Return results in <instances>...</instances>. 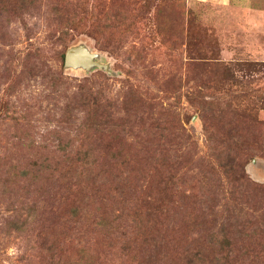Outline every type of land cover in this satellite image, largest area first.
<instances>
[{"label": "rangeland", "instance_id": "374dc122", "mask_svg": "<svg viewBox=\"0 0 264 264\" xmlns=\"http://www.w3.org/2000/svg\"><path fill=\"white\" fill-rule=\"evenodd\" d=\"M0 264H264V0H0Z\"/></svg>", "mask_w": 264, "mask_h": 264}, {"label": "water", "instance_id": "95a60500", "mask_svg": "<svg viewBox=\"0 0 264 264\" xmlns=\"http://www.w3.org/2000/svg\"><path fill=\"white\" fill-rule=\"evenodd\" d=\"M65 63L67 66H83L87 69L94 66L104 67L102 63L94 60L93 55L89 51L78 48H72L67 51Z\"/></svg>", "mask_w": 264, "mask_h": 264}, {"label": "trees", "instance_id": "16d2710c", "mask_svg": "<svg viewBox=\"0 0 264 264\" xmlns=\"http://www.w3.org/2000/svg\"><path fill=\"white\" fill-rule=\"evenodd\" d=\"M224 242V241H223Z\"/></svg>", "mask_w": 264, "mask_h": 264}]
</instances>
